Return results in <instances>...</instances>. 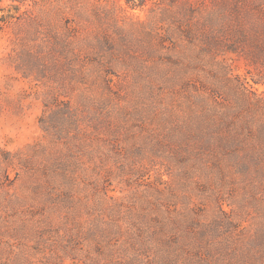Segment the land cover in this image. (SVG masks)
<instances>
[{
  "label": "rangeland",
  "instance_id": "obj_1",
  "mask_svg": "<svg viewBox=\"0 0 264 264\" xmlns=\"http://www.w3.org/2000/svg\"><path fill=\"white\" fill-rule=\"evenodd\" d=\"M258 4L0 0V264H264L234 113Z\"/></svg>",
  "mask_w": 264,
  "mask_h": 264
},
{
  "label": "trees",
  "instance_id": "obj_2",
  "mask_svg": "<svg viewBox=\"0 0 264 264\" xmlns=\"http://www.w3.org/2000/svg\"><path fill=\"white\" fill-rule=\"evenodd\" d=\"M150 0H125L128 7L132 9H143L148 5ZM242 1V0H241ZM156 2V1H155ZM258 4V21L255 24H252L250 28L246 29L245 32L241 31L237 27L234 28V37L236 42L241 44L243 42V36L246 38L244 43L246 44L247 57L252 61L250 63L256 70V74L252 72V69H249L250 75H246L243 79H240L238 83L240 86L247 90L239 96L238 101H236V106L234 113L237 114L236 119L242 121L241 129H246V148H245V158L243 161L239 162V173L244 174L245 181L253 186L251 190L255 192H264V91L258 93L253 91L255 85L264 84V0H257ZM159 4V3H158ZM240 6L234 11L236 15L239 14ZM236 29V30H235ZM192 38V35H190ZM58 47V43H55L54 48L51 50L52 53L55 52ZM15 50V49H14ZM25 51L19 52L15 51V54L10 53L11 64H15V68L18 73H22L24 77H29L31 69H27L24 64L25 58L29 56L32 59L41 60V54H38V51ZM46 56L42 54V60H45ZM19 62V63H17ZM257 77L259 79H257ZM11 86V84H8ZM1 91V89H0ZM68 108L71 111H78L76 108H72L70 105ZM242 109L244 112H242ZM73 117H70V120H76ZM236 128V127H235ZM239 134L235 133L232 135V138L237 142H241L239 139ZM5 160L8 162V172L15 170V174L21 168L14 163V159L4 156ZM11 164V165H10ZM13 166V167H12ZM16 166V168L14 167ZM15 168V169H14ZM256 173L253 175V172ZM222 182L220 183V185ZM223 185V184H222ZM219 186V189L224 188ZM218 188V187H217ZM142 247V243H140ZM148 246L142 248V255H137V261L142 263L145 259L146 252H148ZM149 264H163L166 262L165 257L163 256H150L147 257ZM146 261V262H147Z\"/></svg>",
  "mask_w": 264,
  "mask_h": 264
}]
</instances>
